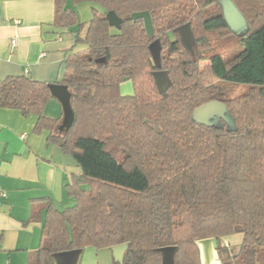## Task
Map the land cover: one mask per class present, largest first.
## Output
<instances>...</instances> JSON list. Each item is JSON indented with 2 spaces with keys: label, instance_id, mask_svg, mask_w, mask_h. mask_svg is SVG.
Instances as JSON below:
<instances>
[{
  "label": "trees",
  "instance_id": "1",
  "mask_svg": "<svg viewBox=\"0 0 264 264\" xmlns=\"http://www.w3.org/2000/svg\"><path fill=\"white\" fill-rule=\"evenodd\" d=\"M70 1H91L104 10H93L84 37L76 36L86 48L65 62L71 126L59 130L60 120L43 115L52 98L48 84L25 77L0 82V107L36 114L34 131L49 130L48 142L69 154L81 172L66 185L74 205L46 201L36 264H53L60 251L123 243L119 264H160L157 248L167 245L177 246L176 264H199L195 241L213 237L221 264H264V2L243 6L232 0L248 23L240 37L227 26L220 0ZM54 6V26L78 24L67 0H54ZM108 10L120 18L118 28L108 24ZM140 11L150 14L152 36L141 18L131 17ZM196 15L201 35L193 24ZM184 24L216 80L206 87L179 38L177 28ZM218 33L238 41L232 55L210 46L208 36ZM156 38L161 69L170 79L164 93L155 86L148 49ZM164 54L175 56L170 65ZM126 80L132 95L119 91ZM226 84L248 90L230 100ZM213 99L227 105L233 130L223 122L205 126L191 119L194 107ZM235 233L241 243L229 250L222 240Z\"/></svg>",
  "mask_w": 264,
  "mask_h": 264
},
{
  "label": "crops",
  "instance_id": "2",
  "mask_svg": "<svg viewBox=\"0 0 264 264\" xmlns=\"http://www.w3.org/2000/svg\"><path fill=\"white\" fill-rule=\"evenodd\" d=\"M77 6L78 24L54 26V0H0V82L10 77L62 83L67 58L84 50L83 38L92 12L103 9L94 2ZM74 9V8H73ZM11 38L16 44L11 45ZM122 95H132L130 80L119 85ZM43 115L60 120L62 108L52 97ZM37 115L17 108L0 107V264H36L42 244L46 201L68 203L66 185L80 168L72 157L48 142L49 130L34 131ZM206 244V243H205ZM111 247L86 246L77 264H119ZM53 264H56L53 262Z\"/></svg>",
  "mask_w": 264,
  "mask_h": 264
},
{
  "label": "water",
  "instance_id": "3",
  "mask_svg": "<svg viewBox=\"0 0 264 264\" xmlns=\"http://www.w3.org/2000/svg\"><path fill=\"white\" fill-rule=\"evenodd\" d=\"M223 18L229 27V29L236 36H244L248 32V23L234 4L232 0H220L219 1ZM133 20L141 18L143 20L146 33L150 36L153 35V27L151 17L148 11L133 12L131 14ZM105 18L110 26L118 28L120 26V18L113 10H108L105 13ZM187 28L189 36L192 40V35L187 24H184L177 28V31L181 34L184 29ZM186 30V29H185ZM183 35V34H182ZM182 41H184L182 39ZM181 41V42H182ZM186 42V41H185ZM193 42V41H192ZM183 44V43H182ZM184 45V44H183ZM185 46V45H184ZM189 50V46L186 47ZM152 62L156 67L152 71V76L155 82V86L159 93H164L170 84V79L166 70L161 69V44L159 39H154L148 46ZM48 88L52 97L56 98L62 108V117L60 119L58 128L59 130L68 129L74 119V112L71 105V93L67 85L62 83H49ZM191 119L205 126H221L222 122L227 125L230 130L234 129L235 123L232 115L229 112L227 105L219 100H209L193 108L191 112ZM205 243H212L216 248L217 238L205 240ZM117 253H119V259L116 258L118 263L122 262L124 252L127 248V244H118L111 247ZM82 249L75 248L65 251L56 252L53 254L54 262L56 264H77L79 255ZM177 246L167 245L157 248L160 254V264H176L175 253Z\"/></svg>",
  "mask_w": 264,
  "mask_h": 264
},
{
  "label": "rangeland",
  "instance_id": "4",
  "mask_svg": "<svg viewBox=\"0 0 264 264\" xmlns=\"http://www.w3.org/2000/svg\"><path fill=\"white\" fill-rule=\"evenodd\" d=\"M238 1L240 4H242L244 6V5L248 4V2L250 0H238ZM260 1L264 2V0H260ZM82 2H86V1H82ZM87 2H91V1H87ZM79 3H77V4H79ZM73 8H74V10L78 11L77 6H75ZM215 9H216V6H214V5L209 6L210 11L213 12ZM101 12L103 13L104 10ZM200 22H201V16L196 15V17L193 20V24L195 26L197 34H199V35L203 34L201 27H200ZM185 29H184V32L182 33L183 35L181 34V32L179 33L177 31L179 38L181 41H182V39L184 40V41H182V43L185 45V47H186V44H187V46H189V50L192 52V57L194 58V60L197 61L198 70L201 73H203L204 78H203L202 82L205 83V87H206V82L211 84V83L215 82L216 80L214 78H212L211 76H209V72L207 71V68H206L208 66L207 57L202 56L198 52L199 49H197V48L194 49L193 42L191 40V37L189 36L187 28H185ZM112 31L116 32L117 30H116V28H113ZM161 35H163V34H161ZM178 35L175 34L173 36V38L179 39ZM208 42H209L210 46L215 47L214 48L215 50L216 49L219 50V52H221V54L224 57H228V56L232 55L233 52H235L237 50L238 44H239L235 37L230 36V35H227V37L222 36L220 33L210 34L208 36ZM162 43H163V40H162ZM162 53H166V50H164V51L162 50ZM163 59H164V63L167 66V65H170V62L175 59V56L171 55V56L167 57L164 54ZM224 88L228 92L227 93V99H230V100L236 98L237 96L244 94L248 90L247 87L234 86V85H230V84H226L224 86ZM74 203H75V200L73 198H71L68 203L62 204V206H65V207L66 206H72V205H74ZM207 239H211V238H207ZM207 239L195 241L196 242L195 244L197 246L196 248L198 250L199 264H221L218 251L213 246V244L212 243H206L205 244V240H207ZM241 239H242V236H241V234H238V233H235V234L228 236L226 239L227 243H228L227 249L237 250L240 243H241ZM108 250H109V248H108Z\"/></svg>",
  "mask_w": 264,
  "mask_h": 264
},
{
  "label": "built area",
  "instance_id": "5",
  "mask_svg": "<svg viewBox=\"0 0 264 264\" xmlns=\"http://www.w3.org/2000/svg\"><path fill=\"white\" fill-rule=\"evenodd\" d=\"M10 44L11 45H15L16 44V39L15 38H11ZM4 197H6V192H5V190L3 188L0 187V202H1V199L4 198ZM222 242H223V245L225 247H228V243H227L226 239H223Z\"/></svg>",
  "mask_w": 264,
  "mask_h": 264
}]
</instances>
